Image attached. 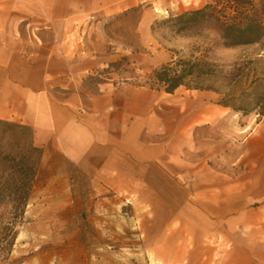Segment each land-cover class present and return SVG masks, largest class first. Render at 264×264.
Here are the masks:
<instances>
[{"label": "rangeland", "instance_id": "374dc122", "mask_svg": "<svg viewBox=\"0 0 264 264\" xmlns=\"http://www.w3.org/2000/svg\"><path fill=\"white\" fill-rule=\"evenodd\" d=\"M182 2L187 9L179 10L177 3L166 9L144 1L114 15L95 14L82 20L80 40L87 37L86 51L89 55L93 51L98 62L87 73L84 87L87 93H95L101 86L147 88L152 113L166 114L168 132L179 108L184 114L190 109L200 111L198 123L184 139L182 163L168 162V173L181 167L187 171L243 169L244 142L264 120L258 106L264 95V37L255 43L226 47L222 35L225 24L231 22L253 20L264 27V0H207L198 7L199 2ZM207 3L211 7L206 19L181 32L168 21ZM70 24L80 25L78 19ZM67 39L78 40V32L69 33ZM179 58L219 64L222 73L209 82L220 93L181 86L169 95L162 88H151L153 71ZM237 68L243 76L229 86L226 77ZM231 96H242L249 112L223 105L225 100L235 102ZM23 154L35 162L36 178L22 213L15 211L9 197L0 196V238L9 232L8 226L16 233L1 264H219L222 242L214 245L185 234L180 219L160 216L159 209L144 202L148 194L142 191L121 193L55 154L44 159L29 127L0 120V183L12 172L10 158ZM247 179L251 185L254 177L248 175ZM167 180L175 184V176ZM187 182V178L182 181L184 185ZM250 188L247 203L262 204L264 194Z\"/></svg>", "mask_w": 264, "mask_h": 264}, {"label": "crops", "instance_id": "0c3cea01", "mask_svg": "<svg viewBox=\"0 0 264 264\" xmlns=\"http://www.w3.org/2000/svg\"><path fill=\"white\" fill-rule=\"evenodd\" d=\"M144 1L187 9L183 0H0V120L29 127L44 159L55 154L121 193L142 191L160 216L180 219L185 234L222 242L219 264H264V195L260 205L246 201L251 186L264 194V120L244 142L243 169L181 167L171 174L167 163H182L198 109L179 108L168 132L166 114L152 113L145 87L86 92L84 80L98 62L86 51L87 37L80 40L82 20ZM189 1L198 7L207 0ZM76 19L80 25L70 24Z\"/></svg>", "mask_w": 264, "mask_h": 264}, {"label": "trees", "instance_id": "16d2710c", "mask_svg": "<svg viewBox=\"0 0 264 264\" xmlns=\"http://www.w3.org/2000/svg\"><path fill=\"white\" fill-rule=\"evenodd\" d=\"M211 7L210 3L203 7L189 9L179 13L177 16L169 18L168 21L174 22L173 26L178 27L177 32L198 24L208 16L207 9ZM264 37V27L253 20L247 23L231 22L226 23L223 29L222 38L226 47H234L245 44H251L260 41ZM220 65L206 59L179 58L153 71L150 76V87L164 89L167 93H174L181 86L200 90L220 91L211 84L210 78L221 74ZM229 79V86L235 85L243 76L240 69H236ZM232 97L231 101H224L223 105L230 106L235 111H241L244 114L249 112L244 103V98ZM240 101V102H239ZM232 103V104H231ZM260 113L264 115V95L258 103ZM9 178L0 183V196H7L13 202V207L17 213H22L24 207L31 197L34 180L36 178V164L30 156L23 154L10 158ZM8 233L0 238V264L3 261L4 254L10 253L15 242L14 227H7Z\"/></svg>", "mask_w": 264, "mask_h": 264}]
</instances>
